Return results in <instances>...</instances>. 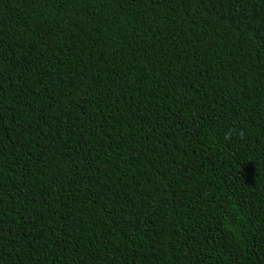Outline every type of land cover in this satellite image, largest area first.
<instances>
[{
  "label": "trees",
  "instance_id": "16d2710c",
  "mask_svg": "<svg viewBox=\"0 0 264 264\" xmlns=\"http://www.w3.org/2000/svg\"><path fill=\"white\" fill-rule=\"evenodd\" d=\"M0 264H264V0H0Z\"/></svg>",
  "mask_w": 264,
  "mask_h": 264
}]
</instances>
